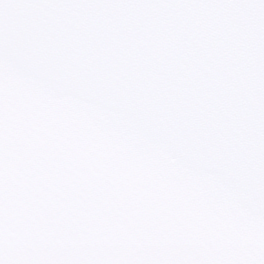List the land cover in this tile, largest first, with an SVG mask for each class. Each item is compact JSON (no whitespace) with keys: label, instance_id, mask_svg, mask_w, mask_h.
Returning <instances> with one entry per match:
<instances>
[{"label":"snow or ice","instance_id":"6c2138e0","mask_svg":"<svg viewBox=\"0 0 264 264\" xmlns=\"http://www.w3.org/2000/svg\"><path fill=\"white\" fill-rule=\"evenodd\" d=\"M0 264H264V0H0Z\"/></svg>","mask_w":264,"mask_h":264}]
</instances>
